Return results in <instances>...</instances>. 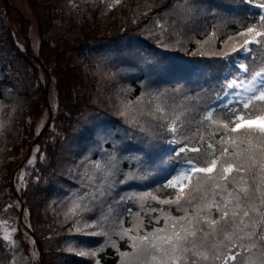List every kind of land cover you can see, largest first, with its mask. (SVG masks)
I'll use <instances>...</instances> for the list:
<instances>
[{
  "label": "trees",
  "instance_id": "trees-1",
  "mask_svg": "<svg viewBox=\"0 0 264 264\" xmlns=\"http://www.w3.org/2000/svg\"><path fill=\"white\" fill-rule=\"evenodd\" d=\"M28 2L38 32L36 46L28 35L30 18L11 0H0V222L10 216L16 198L23 201L21 222L36 251L31 264H122L121 253L132 251L128 235L138 234V224L141 233H151L185 214L186 204L162 203L177 195L176 187H166L168 182L194 165L204 167L213 158L209 143L215 157L224 147L231 151L227 130L204 117L209 111L218 120L242 114V102L252 93L230 98L226 85L237 81L235 91L264 69V37L242 47L239 36L248 27H259L264 8L257 6L261 0ZM126 33L136 34L149 62L112 80L123 112L110 117L123 135L89 148L79 166L83 176L72 185L74 194L60 201L56 180L66 139L84 111L99 102L98 65L84 45ZM49 81L55 84L53 96L45 92ZM257 81L259 89L261 78ZM156 104L164 108L163 118L149 115ZM261 107L255 102V109L243 110L250 113L243 123L259 124ZM173 121L175 133L168 130ZM204 176L194 173L191 183ZM188 187L185 182V192ZM223 195L219 192L217 199ZM76 203L80 207L74 210ZM212 213L218 215L215 208ZM78 228L89 243L82 251L74 246ZM130 228L132 233L120 235ZM13 259L0 223V264H13Z\"/></svg>",
  "mask_w": 264,
  "mask_h": 264
},
{
  "label": "snow or ice",
  "instance_id": "snow-or-ice-1",
  "mask_svg": "<svg viewBox=\"0 0 264 264\" xmlns=\"http://www.w3.org/2000/svg\"><path fill=\"white\" fill-rule=\"evenodd\" d=\"M257 6L264 8V0ZM211 35L214 37L215 33ZM239 36L243 38L242 47L257 42L255 37H264V17H261L259 27H248ZM249 36L253 39L249 40ZM240 68L248 71L246 65L241 64ZM257 78H261L259 89L254 83ZM236 86L235 80L226 85L229 89ZM245 90L252 94L243 100L242 114H235L232 120H218L209 111L204 117L206 121L227 130L231 151L224 147L220 156L215 157L214 145L209 143L207 147L213 150L209 155L213 158L207 159L204 167L194 165L168 182L166 187H176L177 195L174 200L162 203L178 207L186 204L185 214L172 217L171 224L166 222L164 228H156L151 233H141L139 224L135 229L138 234L128 235L134 231L131 228L121 232V236L128 235L132 249L131 252L121 253L122 264H212L216 260L227 264V260L236 261L244 253L264 245V115L256 117L259 124L243 123L250 115L243 110L255 109V102L264 105V69L253 74ZM164 111L161 104H156L154 112L149 115L157 119L155 114L160 113L159 118H163ZM259 111L264 113V107ZM168 130L177 131L175 121ZM231 133L238 135L232 136ZM185 150L180 149L181 152ZM191 151L200 152L201 149L192 148ZM96 167L99 169L101 166L98 164ZM194 173L205 176L203 179L197 177L192 184ZM185 182L189 185L187 192ZM97 192L104 194L102 189H97ZM219 192L225 195L218 200ZM146 195L151 196V193ZM79 207L80 204L76 203L74 210ZM213 208L218 215H213ZM8 238L5 236V239ZM233 249L239 251L233 252ZM241 264H264V250L258 257L246 256Z\"/></svg>",
  "mask_w": 264,
  "mask_h": 264
},
{
  "label": "rangeland",
  "instance_id": "rangeland-1",
  "mask_svg": "<svg viewBox=\"0 0 264 264\" xmlns=\"http://www.w3.org/2000/svg\"><path fill=\"white\" fill-rule=\"evenodd\" d=\"M30 18L29 37L36 46L38 42V32L35 20L31 15V9L28 0H11ZM138 38L134 33H126L117 37L105 38L97 41L88 42L84 45V49L91 53L98 65V83L96 90L98 91L99 102L95 103L93 109H86L78 127L66 139V147L63 159L58 168V177L56 180V188L60 201H67L69 194L72 196V185L76 179H81L80 164L87 159L89 148H99L100 143L107 144L115 142L123 135V130L117 125L112 126L111 115H120L123 112V104L118 96V87L113 83V79L117 74H124L126 70L132 68L138 70L148 65L149 59L142 54L137 46ZM136 48V49H135ZM252 78L237 87V90H229L228 97H243L246 87ZM255 86L258 81L256 80ZM48 85L47 93L53 96L55 93V84L46 83ZM46 92V86H45ZM46 93V95H47ZM101 98V99H100ZM45 119L39 124V128L43 126ZM49 122V121H48ZM48 122L44 125L47 126ZM37 128V129H39ZM10 216L1 220L2 234L8 238L13 247L14 259L13 264H31L30 258L35 254L34 240L29 235L27 229L21 221H23V211L21 213V204L16 198L10 206ZM22 223V224H21ZM83 223H81L82 225ZM96 226L97 223H90ZM105 224V223H103ZM126 229H123V231ZM82 231L78 228L74 237L78 241L71 243L78 251L87 249L89 243H85L82 239ZM82 239V243L80 242ZM245 244L248 241H244ZM264 250V246H258L252 252L244 253L239 256L232 264H241L246 256L258 257ZM223 251V250H222ZM239 249H233V252Z\"/></svg>",
  "mask_w": 264,
  "mask_h": 264
},
{
  "label": "water",
  "instance_id": "water-1",
  "mask_svg": "<svg viewBox=\"0 0 264 264\" xmlns=\"http://www.w3.org/2000/svg\"><path fill=\"white\" fill-rule=\"evenodd\" d=\"M47 90H48V85H46V93H47ZM22 211H23V203L21 205V213H22Z\"/></svg>",
  "mask_w": 264,
  "mask_h": 264
}]
</instances>
